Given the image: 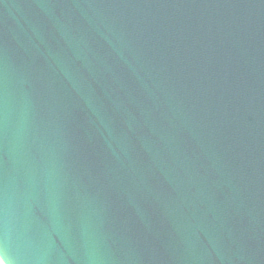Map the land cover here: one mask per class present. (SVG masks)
<instances>
[{
  "label": "water",
  "instance_id": "water-1",
  "mask_svg": "<svg viewBox=\"0 0 264 264\" xmlns=\"http://www.w3.org/2000/svg\"><path fill=\"white\" fill-rule=\"evenodd\" d=\"M4 264H264V0H0Z\"/></svg>",
  "mask_w": 264,
  "mask_h": 264
},
{
  "label": "built area",
  "instance_id": "built-area-1",
  "mask_svg": "<svg viewBox=\"0 0 264 264\" xmlns=\"http://www.w3.org/2000/svg\"><path fill=\"white\" fill-rule=\"evenodd\" d=\"M0 264H2V260L0 259Z\"/></svg>",
  "mask_w": 264,
  "mask_h": 264
},
{
  "label": "bare ground",
  "instance_id": "bare-ground-1",
  "mask_svg": "<svg viewBox=\"0 0 264 264\" xmlns=\"http://www.w3.org/2000/svg\"><path fill=\"white\" fill-rule=\"evenodd\" d=\"M2 264H4L3 261H2Z\"/></svg>",
  "mask_w": 264,
  "mask_h": 264
}]
</instances>
